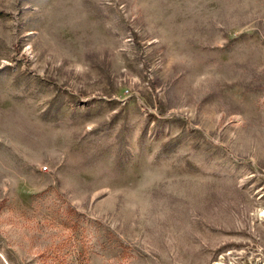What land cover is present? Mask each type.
<instances>
[{"label":"rangeland","instance_id":"obj_1","mask_svg":"<svg viewBox=\"0 0 264 264\" xmlns=\"http://www.w3.org/2000/svg\"><path fill=\"white\" fill-rule=\"evenodd\" d=\"M0 264H264V0H0Z\"/></svg>","mask_w":264,"mask_h":264}]
</instances>
